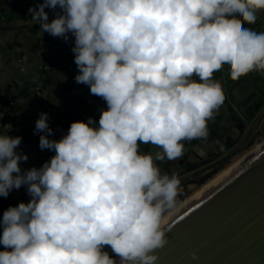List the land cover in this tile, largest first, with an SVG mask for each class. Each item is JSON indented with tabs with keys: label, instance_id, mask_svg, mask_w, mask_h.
Returning <instances> with one entry per match:
<instances>
[{
	"label": "clouds",
	"instance_id": "obj_1",
	"mask_svg": "<svg viewBox=\"0 0 264 264\" xmlns=\"http://www.w3.org/2000/svg\"><path fill=\"white\" fill-rule=\"evenodd\" d=\"M262 11L264 0H43L30 7L29 23L40 32L74 37L75 82L107 108L98 126L91 117L72 122L59 140L49 139V115L41 112L34 134L55 155L23 172L22 137L3 125L0 197L27 186L31 199L3 212L0 264H158L171 231L162 224L181 203V180L157 162L208 138L225 101L214 73L227 66L233 81L264 75V31L245 26Z\"/></svg>",
	"mask_w": 264,
	"mask_h": 264
},
{
	"label": "crops",
	"instance_id": "obj_2",
	"mask_svg": "<svg viewBox=\"0 0 264 264\" xmlns=\"http://www.w3.org/2000/svg\"><path fill=\"white\" fill-rule=\"evenodd\" d=\"M42 2L43 0H0V104L9 99H21L18 105L5 110L3 125L12 126L7 135L22 137V142L16 149L18 153L28 156L26 162H20L22 172L32 167L39 169L55 155L54 152L41 150L39 136L42 133L34 134L35 122L46 107L53 109L52 114L65 126L66 132L72 122H87L90 117L98 126L100 110L107 108L102 98L90 94L87 85L75 82L78 69L71 51L74 37L69 34V40L65 42L62 38L40 32L39 24L29 23L32 17L28 9ZM257 16L255 24L259 26V32H262L264 11ZM54 18V14L49 16V22ZM46 48L51 53L49 77L43 97L36 100L30 92L42 73V57ZM64 76L66 80L63 82ZM214 77L222 84L224 104L215 120L209 122L208 138L185 142L186 150H231L237 147L258 117L253 118V113L259 111V115L264 107V75L253 72L233 81L225 66L214 73ZM54 98L59 102L58 105L50 102H55ZM3 125L0 133L4 132ZM260 125L258 123L256 128ZM30 199L27 186H22L19 190L13 189L7 198L0 197V219L10 206L27 203ZM2 250L4 248L0 245V251ZM114 255L113 253L111 256Z\"/></svg>",
	"mask_w": 264,
	"mask_h": 264
},
{
	"label": "water",
	"instance_id": "obj_3",
	"mask_svg": "<svg viewBox=\"0 0 264 264\" xmlns=\"http://www.w3.org/2000/svg\"><path fill=\"white\" fill-rule=\"evenodd\" d=\"M263 116L264 107L232 151L243 149ZM168 227L158 264H264V153Z\"/></svg>",
	"mask_w": 264,
	"mask_h": 264
},
{
	"label": "rangeland",
	"instance_id": "obj_4",
	"mask_svg": "<svg viewBox=\"0 0 264 264\" xmlns=\"http://www.w3.org/2000/svg\"><path fill=\"white\" fill-rule=\"evenodd\" d=\"M258 112L253 113L252 117L258 116ZM259 123L261 125L251 134L243 149L236 151H232L234 148L204 151L185 149L182 157L176 160L157 162L162 172L169 174L176 172V165H184L187 175L190 176L189 181L180 186V195L177 199L181 203L166 215L162 227L171 225L184 212L201 202L214 189L264 153V116ZM141 150L154 153L157 149L151 145H141Z\"/></svg>",
	"mask_w": 264,
	"mask_h": 264
},
{
	"label": "built area",
	"instance_id": "obj_5",
	"mask_svg": "<svg viewBox=\"0 0 264 264\" xmlns=\"http://www.w3.org/2000/svg\"><path fill=\"white\" fill-rule=\"evenodd\" d=\"M45 11L48 13V16H51L54 14V12L51 9L46 8ZM245 26L251 28L254 31L259 32V26L257 24L245 25ZM42 64H43L42 73L39 76L38 80L33 85L31 92H30V95H32L36 100H40L43 97L46 87H47L46 84L48 82L49 70H50V64H51V53H50L49 48L45 49L44 55L42 57ZM20 101H21L20 98H15V99H9L0 104V127H2L5 121V110L10 107H15L16 105L20 103ZM44 112L48 113L49 127L53 129V135L50 136L49 139L59 140L63 135H66L67 132L65 130V126L57 118H55V116L52 114L53 109L51 107H46L44 109ZM59 135H61V137H59ZM46 151L53 152L49 150H46Z\"/></svg>",
	"mask_w": 264,
	"mask_h": 264
},
{
	"label": "flooded vegetation",
	"instance_id": "obj_6",
	"mask_svg": "<svg viewBox=\"0 0 264 264\" xmlns=\"http://www.w3.org/2000/svg\"><path fill=\"white\" fill-rule=\"evenodd\" d=\"M175 169H176V173L178 174L179 178L181 179V184L189 181L190 176L187 175V171L184 169V165H182V166L181 165H176ZM163 172H165V171H163ZM165 173H167V172H165ZM109 247L110 246H105L104 250L108 251ZM108 252H109L110 255L113 254L112 251H108Z\"/></svg>",
	"mask_w": 264,
	"mask_h": 264
},
{
	"label": "bare ground",
	"instance_id": "obj_7",
	"mask_svg": "<svg viewBox=\"0 0 264 264\" xmlns=\"http://www.w3.org/2000/svg\"><path fill=\"white\" fill-rule=\"evenodd\" d=\"M198 203H200V202H198ZM198 203H197V204H198ZM197 204H195L193 207H195ZM193 207H191L190 209H192ZM190 209H188L186 212H188ZM186 212H184L182 215H184ZM182 215H181V216H182ZM181 216H179V218H180ZM175 221H176V220H175ZM175 221H174V222H175Z\"/></svg>",
	"mask_w": 264,
	"mask_h": 264
}]
</instances>
